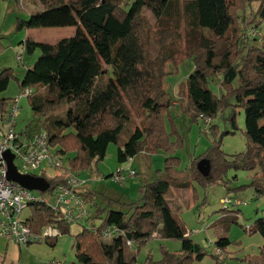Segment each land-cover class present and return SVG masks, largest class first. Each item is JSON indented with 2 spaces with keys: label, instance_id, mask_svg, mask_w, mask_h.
I'll list each match as a JSON object with an SVG mask.
<instances>
[{
  "label": "trees",
  "instance_id": "16d2710c",
  "mask_svg": "<svg viewBox=\"0 0 264 264\" xmlns=\"http://www.w3.org/2000/svg\"><path fill=\"white\" fill-rule=\"evenodd\" d=\"M37 2L42 9L30 12L26 20H17V29L75 27L73 36L53 44L27 37L22 42L25 51L32 54L38 49L40 54L26 68L18 84L19 91L32 88L27 96L29 106L33 114L47 119L48 141L60 147L55 153L74 154L68 157L63 169L92 174L111 143L116 146L119 164L127 163L145 150L167 152L176 143L182 144L179 136L177 142L171 138L177 133L170 113L174 99L164 85L169 62L174 57L167 45L176 35L183 40L181 53L193 63L182 88L189 105L186 110L192 111L191 120L211 119L229 108L228 117L223 118L229 121L231 130L224 131V135L236 129L235 108L243 109L248 140L244 151L225 154L220 135L202 155L192 159L190 168L184 172L174 168L178 158H165L163 169L155 170L153 179L140 182L138 199L131 202L121 194L106 196L101 203L96 191L84 190L93 211L84 220L88 225L83 224L81 231L73 236L76 260L70 264H133L141 246L152 235L177 240L180 249L171 253L161 248V259L151 261L148 255L145 264H191L193 260H201L203 254L198 245L170 206L175 197L174 186L187 188L190 181H195L205 187L223 182L230 169L247 170L253 171L248 186L254 197L264 196V124H258L264 117V35L249 40L241 27L248 19L247 11L251 15L247 23L264 27V0ZM144 10L155 20V53L150 50ZM109 73L113 77L94 90L97 79ZM12 77L10 68L0 72V93ZM211 82L218 85L219 97L209 88ZM11 100L0 96V115L7 112ZM131 115L137 124L123 141L121 133ZM66 130L69 131L65 133ZM202 158L210 163L206 176L196 168ZM111 174L107 177L111 178ZM47 180L49 190L64 183L59 174ZM30 210L27 223L33 232L51 224L61 235L70 233V224L60 221L58 214L45 204L32 203ZM94 219L100 220L96 227ZM110 227L116 228V234L104 236ZM244 229L261 236V254L256 259L264 264V218L256 219ZM56 238L45 242L54 246ZM215 243L223 251L230 241L219 238ZM213 257L217 264L223 263L215 253ZM250 261L247 262L257 264L255 259Z\"/></svg>",
  "mask_w": 264,
  "mask_h": 264
},
{
  "label": "rangeland",
  "instance_id": "374dc122",
  "mask_svg": "<svg viewBox=\"0 0 264 264\" xmlns=\"http://www.w3.org/2000/svg\"><path fill=\"white\" fill-rule=\"evenodd\" d=\"M126 1L130 3L132 0ZM41 9L42 5L37 0H23L22 3L15 0H0V72L6 68H10L14 75V78L10 79L7 88L0 93L1 97L14 98L19 93L18 84L22 80L26 68L30 67L40 54L38 49L32 54H28L25 51L22 42L27 37H31L35 41L53 44L60 38L73 36L75 33V27L72 26H68V28H16L17 20H26L30 12ZM144 12L147 16L148 33L151 43L150 50L151 53H155L156 45L153 33L156 27L155 20L148 11L144 10ZM247 15V21H249L251 17L249 11H247ZM247 21L242 23L241 27L249 40L260 38L264 35V27H254L251 23H247ZM167 46L174 52V57L169 62V74L164 77V85L167 92L178 103L176 108L171 107L170 109L171 115L173 114V127L176 128L178 133H176L177 135L173 134L171 138L177 142V136H179L183 139V142L181 145L176 143L177 146L171 151L145 150L140 153L136 156L133 163V168L139 173L127 177L124 185L113 182L110 177H107L108 173H105L111 170L115 171L118 168L114 153L116 146L113 143L109 144L105 158L99 162L102 168L99 169L98 165L97 171L92 173L93 179L90 183L94 191L97 192L101 203H104L106 196L117 195L118 197L121 194L125 195L128 202L137 200L138 186L143 176L146 180L153 179L154 171L163 169L165 158H178V163L174 168L184 172L187 168H190L192 159L202 155L209 145L215 139H218L224 131L228 132L231 130L229 121L223 118L228 117L229 108L224 109L223 112L209 119L207 123L204 122L203 117L191 120L189 114L192 111L186 110L189 105L182 93V88L185 79L192 71L193 63L189 57L181 53L183 50V40L180 41L177 35L170 39ZM18 55H21V60L17 59ZM110 77H113V74H104L101 78H98L94 90L102 88ZM209 88L218 97L220 96L221 91L214 82L209 84ZM19 104L20 113L17 119V127L19 129H26L28 136L38 130H43L47 133L45 128L48 122L47 119L33 114L29 106L28 97L22 98ZM180 115L182 117L177 118ZM235 122L236 129L233 130V133L224 134L221 139V149L227 155L244 151L248 142L245 135V114L241 107L235 108ZM136 124L137 120L131 115L130 120L126 122L121 133L123 141L128 139ZM258 124H264V117L258 120ZM170 128L171 124L167 130H170ZM69 130H66L65 133ZM50 146L53 149L57 148L59 150L60 148L58 145ZM56 155L61 158L60 161L62 163L56 169L61 170V166L67 165L68 157L74 154L60 155L57 153ZM252 174L253 171L230 169L224 175L223 182L220 181L203 187L195 181H190L191 183L187 188L174 186L175 197L170 201L172 211L186 227L190 238L198 245L200 252L203 254L201 260H193L191 264H217L213 255L216 247L215 242L219 238H227L230 241L226 248L223 249L225 259L222 264H249L247 261L251 260L250 262H253L252 260L254 259L257 264H261L256 258L261 254L262 238L258 233H249L244 229V226L251 225L256 219L264 218V196L255 198L251 187L248 186ZM33 192L39 196L48 197L47 191L39 192L35 190ZM224 197L245 202V205L230 204L226 206L228 207L227 209H224L225 205L220 202V199ZM92 211L93 207L90 206L88 215H91ZM28 212L31 213L30 207L23 212V215ZM99 222L100 220L94 219L95 227ZM83 224L87 223L71 224L69 226L70 233L64 234L63 238L74 241L73 236L81 231ZM60 237L57 238L58 241L61 240L62 237ZM30 245L40 246L48 244L47 242H41L32 243L28 246ZM48 247L51 246L48 245ZM63 247L64 243L58 246L56 255L52 256V261H60L62 264L74 262L76 260L74 248L71 252L68 250L65 253L62 251ZM161 248L171 253H178L180 242L174 239H162L154 236L141 246L137 260L133 264H145L148 255L151 261L161 259ZM46 252L50 251L43 250L41 252L44 258H48L49 256ZM36 255L33 256L34 259L37 258Z\"/></svg>",
  "mask_w": 264,
  "mask_h": 264
},
{
  "label": "built area",
  "instance_id": "2783aa9c",
  "mask_svg": "<svg viewBox=\"0 0 264 264\" xmlns=\"http://www.w3.org/2000/svg\"><path fill=\"white\" fill-rule=\"evenodd\" d=\"M21 60V55L17 56ZM32 92L31 87H26L12 98L7 112L0 115V237L17 246H26L32 243L45 242L48 239L61 235L60 231L51 224L45 225L39 232H33L27 221L30 212L23 215L32 203H43L58 214V219L64 223L80 224L88 216L89 202L84 197V186L91 178L82 177L79 172H72L56 167L62 165L61 158L56 155L55 149L50 146L48 135L43 130L30 134L26 129L17 127V119L20 113V100ZM204 118V117H203ZM209 119L204 118L207 123ZM8 152L13 156L12 164L19 174H28L43 177L47 180L53 174H59L64 178L61 183L47 191L48 197L36 194L35 190H29L7 178L8 164L3 156ZM135 171L128 165L118 167L112 174L111 180L124 185L127 177H131ZM48 181V180H47ZM220 202L226 206L241 205L245 202L221 198ZM115 227H110L103 235L110 237L116 234ZM155 235H152L154 237ZM130 245V242H127ZM215 255L218 261H223L225 255L219 247H215ZM52 264H62L53 261Z\"/></svg>",
  "mask_w": 264,
  "mask_h": 264
},
{
  "label": "crops",
  "instance_id": "0c3cea01",
  "mask_svg": "<svg viewBox=\"0 0 264 264\" xmlns=\"http://www.w3.org/2000/svg\"><path fill=\"white\" fill-rule=\"evenodd\" d=\"M177 106H178V103L176 100H174V107L176 108ZM180 117H182V116L181 115L177 116V118H180ZM108 149H109V146L107 148V151H108ZM115 152H116V149H115L114 153ZM135 158L136 157L130 159L127 163H124V164H119L116 162V165L118 167L128 165L129 168L135 170L133 168V163H134ZM101 168H102V166L99 165V169H101ZM135 171H136V173H139L137 170H135ZM147 171H148V169H147ZM113 172H114V170H111V171L105 172V173H108L107 175H110ZM79 173L84 178L87 177V178L93 179V177H92L93 175L89 174L86 171H82ZM102 174H104V173H102ZM153 176H154V174H153ZM142 181H146L144 176L140 182H142ZM90 183H91V181L88 180V183L86 186H84L83 190H94L91 187ZM110 198H113V197H110ZM233 200H237V199H233ZM60 236H58L57 238L60 237L61 240L58 241V239L56 238L55 245L51 246V247H48V245H40V246L39 245L38 246L26 245L25 247L17 246L14 243L7 242L5 239L0 237V264H52L53 261H56V260L52 261V259H53L52 256L56 255V250H57L58 246H61L64 243V247H63L62 251L65 253H67L68 250L70 252L73 250V240L70 241L69 239L63 238L64 235H60ZM43 250L50 251V252H46L49 255L48 258L47 257L44 258L43 253H41ZM36 253H37V255H36ZM34 255L37 256L36 259H34V257H33ZM57 257H59V256H57ZM65 264H67V263H65Z\"/></svg>",
  "mask_w": 264,
  "mask_h": 264
},
{
  "label": "water",
  "instance_id": "95a60500",
  "mask_svg": "<svg viewBox=\"0 0 264 264\" xmlns=\"http://www.w3.org/2000/svg\"><path fill=\"white\" fill-rule=\"evenodd\" d=\"M3 156L7 160L8 164L7 178L9 180L19 184L24 188H27L29 190H36L39 192H44L49 187V182L43 177L28 174H19L12 164L13 156L11 154L5 152ZM196 168L201 175L206 176L210 170V163L207 159L202 158L197 162Z\"/></svg>",
  "mask_w": 264,
  "mask_h": 264
}]
</instances>
